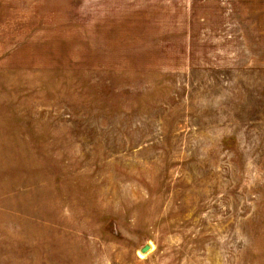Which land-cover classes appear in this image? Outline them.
I'll return each instance as SVG.
<instances>
[{"label": "rangeland", "instance_id": "obj_1", "mask_svg": "<svg viewBox=\"0 0 264 264\" xmlns=\"http://www.w3.org/2000/svg\"><path fill=\"white\" fill-rule=\"evenodd\" d=\"M0 264H264V0H0Z\"/></svg>", "mask_w": 264, "mask_h": 264}, {"label": "water", "instance_id": "obj_2", "mask_svg": "<svg viewBox=\"0 0 264 264\" xmlns=\"http://www.w3.org/2000/svg\"><path fill=\"white\" fill-rule=\"evenodd\" d=\"M151 247L150 245H145L143 248H141V253H146L148 251H150Z\"/></svg>", "mask_w": 264, "mask_h": 264}]
</instances>
